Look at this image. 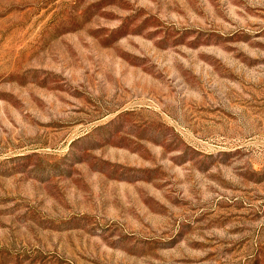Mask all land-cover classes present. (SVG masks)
Listing matches in <instances>:
<instances>
[{
  "label": "rangeland",
  "instance_id": "374dc122",
  "mask_svg": "<svg viewBox=\"0 0 264 264\" xmlns=\"http://www.w3.org/2000/svg\"><path fill=\"white\" fill-rule=\"evenodd\" d=\"M0 264H264V0H0Z\"/></svg>",
  "mask_w": 264,
  "mask_h": 264
}]
</instances>
